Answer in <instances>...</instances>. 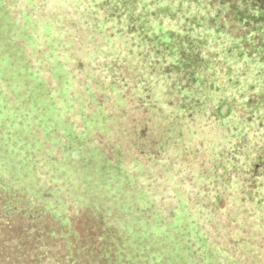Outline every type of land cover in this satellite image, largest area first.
I'll return each mask as SVG.
<instances>
[{"label": "trees", "instance_id": "trees-1", "mask_svg": "<svg viewBox=\"0 0 264 264\" xmlns=\"http://www.w3.org/2000/svg\"><path fill=\"white\" fill-rule=\"evenodd\" d=\"M0 264H264V0H0Z\"/></svg>", "mask_w": 264, "mask_h": 264}, {"label": "rangeland", "instance_id": "rangeland-1", "mask_svg": "<svg viewBox=\"0 0 264 264\" xmlns=\"http://www.w3.org/2000/svg\"><path fill=\"white\" fill-rule=\"evenodd\" d=\"M164 3H165V2H164ZM186 25H187V24L184 23V24L182 25V27H184V26H186ZM225 111H226V108L223 109V112H225Z\"/></svg>", "mask_w": 264, "mask_h": 264}]
</instances>
